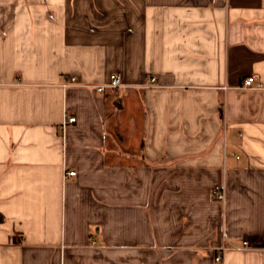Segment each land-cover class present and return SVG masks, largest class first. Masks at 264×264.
<instances>
[{
	"label": "crops",
	"instance_id": "crops-1",
	"mask_svg": "<svg viewBox=\"0 0 264 264\" xmlns=\"http://www.w3.org/2000/svg\"><path fill=\"white\" fill-rule=\"evenodd\" d=\"M0 264H264V0H0Z\"/></svg>",
	"mask_w": 264,
	"mask_h": 264
},
{
	"label": "built area",
	"instance_id": "built-area-1",
	"mask_svg": "<svg viewBox=\"0 0 264 264\" xmlns=\"http://www.w3.org/2000/svg\"><path fill=\"white\" fill-rule=\"evenodd\" d=\"M150 80L152 82L155 81V77H151ZM254 76H247L246 78L243 79L242 81V86L243 87H248V88H258L260 86L259 83L254 84L255 82ZM60 85L63 88H67L69 86H84V87H92L98 92H105L108 88H117L122 86V80H121V75L119 73H112L109 76V82L103 83V84H91V83H86V82H78L76 77L73 75H64L62 77V81ZM75 121V117L65 113L63 116V121H62V127H64L67 123H72ZM238 157V156H236ZM74 171H64L63 175L64 177L74 175ZM213 196L220 202H224L225 200V187L224 183H222L219 187L215 188L213 191ZM230 249L234 250H240V249H246L249 248L248 242L243 241L241 244H228V247ZM215 262H218L220 260V255H216L214 257Z\"/></svg>",
	"mask_w": 264,
	"mask_h": 264
}]
</instances>
